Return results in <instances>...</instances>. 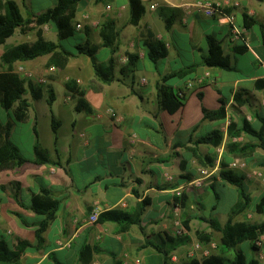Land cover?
<instances>
[{"label":"crops","instance_id":"0c3cea01","mask_svg":"<svg viewBox=\"0 0 264 264\" xmlns=\"http://www.w3.org/2000/svg\"><path fill=\"white\" fill-rule=\"evenodd\" d=\"M15 1L22 9L34 8L33 0ZM198 1L204 0H148L144 3L146 12L135 29L127 22L130 16L128 0H113L106 5L89 0L82 8L79 4L76 21H86L88 15L97 17V13L106 11V16L116 21L120 39L125 38L126 45L125 48L120 46L115 55L117 80L110 84L98 79L87 56H74L65 69L57 68L66 82L70 77L77 80L85 91V99L94 108L93 113L78 112L76 101L67 100L66 95H60L54 87L56 101L52 109L46 97L31 101L27 121L35 123L38 136L34 128L29 130L30 155L25 153L22 141L15 140L22 131L16 123L22 122H14L11 139L29 162L20 167L9 163L0 168V187L16 182L18 185L13 192L19 199H15L12 186L6 192L0 189V233L6 239L8 237L12 245L17 240L32 244L22 255L23 264H185L189 260L185 256L187 243L170 251L167 260L153 247L141 246L146 238L161 243L160 236H176L174 190L194 180L200 168L217 169L222 160L230 163L235 159L227 152L229 124L247 118L254 125L258 120L256 114L264 116V89L256 86L257 80L264 78V0H213L228 4L223 20L206 17L195 6ZM153 3L157 5L155 10L150 8ZM44 11L41 9L36 14ZM126 13L129 14L127 18ZM245 13L253 18L250 28L244 25ZM167 19L172 21L169 30ZM103 20H89L83 25L86 34L83 42L90 40L88 36L94 31L99 34ZM232 24L241 31L242 39L236 43L229 40ZM137 27H140L137 43L140 48L135 52L139 53L140 60L134 83L137 94H133L130 79L124 77L120 69L127 63L126 53L134 52L132 46L136 41L129 32ZM46 28L47 25L43 27L44 31ZM148 33L163 40L168 49L158 69L148 57L145 45ZM207 35L221 42L235 70L201 63L209 52ZM101 42L100 35L95 42L91 41L98 46ZM235 45H245L248 49L237 54L232 50ZM48 60L49 55L26 63L41 73L55 68L44 66H48ZM192 64H199L193 74L167 81L186 94L184 105L174 114L163 110L158 95L162 77ZM70 68L74 70L73 74L66 73ZM237 94L240 102L235 100ZM222 102L225 117H205L206 111L219 109ZM52 114L61 124L56 141ZM42 117L50 120L44 130L40 126ZM215 129L224 133L221 146L215 148L194 143ZM248 138L247 141H251ZM37 140L53 160H59L63 165L34 163ZM211 148H214L213 152ZM206 156L215 159L213 166L207 164ZM209 179L201 188L186 186L180 200L182 218L191 220V232L194 223L199 222L195 217L200 216L195 204L198 202L206 211L203 198L210 195L211 190L215 191L218 186L231 189L232 185L220 177ZM42 188L50 189L60 200V206L56 218L43 234L45 241L40 244L36 226H24L15 213L21 214L29 224L41 222L44 215L34 212L31 205L33 194ZM144 199L148 200V205L141 223L126 230H121L115 222L89 221L92 209L99 213L113 208L132 211ZM216 213L217 208L204 216H216ZM204 229L212 234V228ZM85 245L92 247V253L87 260H82L80 252ZM165 248L169 249V245L165 244Z\"/></svg>","mask_w":264,"mask_h":264},{"label":"trees","instance_id":"16d2710c","mask_svg":"<svg viewBox=\"0 0 264 264\" xmlns=\"http://www.w3.org/2000/svg\"><path fill=\"white\" fill-rule=\"evenodd\" d=\"M113 0H96V3L109 4ZM130 6L129 24L138 26L146 12V6L143 0H128ZM80 0H57L55 6L47 9L39 14H30L25 16L21 6L15 0H0V44H5L8 35L15 30L22 33H30L40 27L50 24L57 33L58 41L47 39L42 30H37V39L33 42H21L18 44H7L1 55V64L3 68L0 71V109L12 110L15 104L20 101L19 107L14 111V119L4 120L0 117V168L6 167L9 163L15 167H20L29 162V159L23 154L20 148L14 144L11 139V133L14 122H25L28 120L29 103L23 100L25 84H27L33 100H40L45 95L47 102L52 109L56 101V92L53 87H49L46 91L42 85L33 81L26 82L19 78L14 72V66L17 62H26L35 60L39 57L48 56V67H56L65 69L70 60L77 55H84L90 58L95 74L103 83L110 84L117 80L116 54L120 50L121 39L120 30L117 28L116 21L113 18H106L101 22L99 35L102 40L100 46L94 45L89 39L76 46L77 52H73L70 48L62 44V40L74 36L77 32L75 26L76 16L79 10ZM253 18L248 14H244V25L250 28ZM172 26L170 19L166 20V28L169 30ZM206 42L209 52L203 56L202 64L208 67H217L226 70H235L230 57L225 55L221 42L212 35L206 36ZM145 45L148 47V57L158 69L160 60L168 54L166 43L158 39L155 34L148 33L145 37ZM101 47H107L111 50L110 57L103 63L99 62L97 52ZM248 49L245 45H235L232 50L237 54H242ZM127 63L121 67L120 73L124 77H128L131 81V90L133 94H137L134 89L136 78L137 64L140 55L137 52H127ZM199 64L182 67L173 70L162 77V82L158 84L159 106L171 114L176 113L184 105L186 94L169 85L167 81L170 78H185L193 74ZM69 92L76 99V110L78 112L93 113L94 108L85 99V91L78 85L77 80H70L66 84ZM258 89H264V78L258 79L256 82ZM182 92V95L179 94ZM236 101H241L239 94L236 95ZM226 111L224 103L214 111H206L205 117L211 119H219L225 117ZM256 118L261 122L259 128L247 118L241 122L232 121L228 126L227 136V152L234 158L251 156L258 149L264 150V116L256 114ZM60 121L52 114V130L57 139L60 128ZM34 131L38 136L37 128ZM248 136L251 141L239 142L233 140L241 136ZM224 133L220 129H215L210 133L202 136L194 143L211 145L219 147L224 142ZM184 146V144H178ZM35 158L32 160L36 164L52 163L55 165H63L59 160H53L49 152L37 140L35 147ZM207 164L213 166L215 159L206 156ZM219 177L221 180L236 186L238 191V201L233 206L229 217L225 223H222L215 216H196L199 220L208 223L214 230L221 233V248L224 251L234 250L232 258L222 254H210L202 260L197 258L189 259L185 264H260L255 258H248L246 251L240 248L243 242L253 243L252 248L257 249L254 242L264 234V221L261 223H249L246 221H238L236 218L244 213L251 205L253 196L246 185V177L236 170L229 168V162L222 160L220 162ZM18 185V184H17ZM215 187V186H214ZM5 189V186L1 187ZM215 189V188H214ZM16 200L18 194L14 193ZM218 197V196H217ZM148 200L144 199L138 202L132 211L123 210L121 208H113L99 213L98 223L115 222L121 226V230L128 229L131 225H138L142 221ZM60 206V200L48 188H42L39 193L33 194L31 209L37 214L44 215V219L36 224H29L25 218L19 214L15 215L21 223L26 227L36 226V238L41 244L45 241L44 232L49 228L50 224L56 218V213ZM255 211L264 215V194L255 203ZM93 209L91 211V214ZM190 219H185L184 224L190 230ZM197 237L205 244L212 241V235L204 230L196 231ZM161 243H157L150 238H146L145 243L141 246L153 247L158 252L164 254L166 260L170 251L175 250L180 245L186 244L188 237L182 236H166L159 237ZM165 244L169 245V249L165 248ZM32 244L27 240H17L13 245L0 233V264H23L22 255L31 247ZM92 253V247L85 245L82 247L80 257L87 260ZM88 256V257H87ZM87 257V258H86Z\"/></svg>","mask_w":264,"mask_h":264},{"label":"rangeland","instance_id":"374dc122","mask_svg":"<svg viewBox=\"0 0 264 264\" xmlns=\"http://www.w3.org/2000/svg\"><path fill=\"white\" fill-rule=\"evenodd\" d=\"M89 0H82L79 4L80 7H84L85 4L88 2ZM148 0H143V2L145 3ZM57 3V0H33V7L34 8H25L23 7L22 11L24 13L25 16H29L31 13H38V11H40L41 9L43 10H47L53 6H55V4ZM154 4V3H153ZM108 11V9H107ZM106 11L102 12V13H97L98 15L92 16V15H88L85 20H81V21H76L75 20V26L77 28L78 24H82V28L81 29H77L80 32H77L74 36L69 37L67 39L62 40V44H64L65 46H67L68 48H70L73 52H77L76 46L80 43H83V38L85 37V26L90 20L94 21L96 19H106V18H111V17H107L106 16ZM128 13H126V18L128 17ZM127 22L129 23V20L127 19ZM47 28L44 31L42 26L39 29L42 30L43 35L49 39V40H53V41H58V37H57V33H53L56 32L54 30V28L50 25V24H46ZM132 29H135V27L133 25H131ZM37 29V30H39ZM37 30L31 31L30 33H22L19 30H15L13 33H11L10 35H8V37L6 38V42L5 44H0V71L3 68L2 64H1V55L2 52L4 50L5 45L7 44H18L21 42H33L37 39ZM82 31V32H81ZM90 31V30H89ZM94 34H90L88 37H90V40L95 42L97 40V38L99 37V34L97 31H94ZM131 34V38L134 39L136 42L134 43V46H132L134 52L135 51H139L140 46L137 44L138 41L140 40V27H137L136 30H130L129 32ZM183 45V42H181ZM126 45V41L125 38L121 39V47L125 48ZM111 55V50L107 47H102L99 51H98V59L100 63H103L106 61V59H108V57H110ZM84 56V55H83ZM47 57H45L44 59H42L43 61L46 60ZM77 59V58H76ZM46 68L48 66H46V64L44 65ZM43 67V68H45ZM74 70L73 69H68L66 71L67 74H73ZM14 72L18 74L19 78L25 80L26 82L28 81H33L37 84L42 85V87L44 88V90L46 91L49 87H54L55 89H57V92L60 95H66L67 100L70 101H76V99L74 98V96L72 95L71 92H69V90L67 89V82L70 80H76L72 77H70V79L66 82L65 81V76L61 73H59V70L55 67L54 69L49 70L48 72H39L35 67L28 65L26 62H17L15 63L14 66ZM28 72H33V77H28L26 74ZM65 73V72H64ZM44 78L45 80L43 82H41L39 79L40 78ZM176 80V79H174ZM173 81V80H172ZM44 97L47 96L45 95ZM43 97V98H44ZM23 100H26L29 103V107L27 109L28 111V117H29V112H31V101H33L30 91L28 89L27 84H25V91L23 94ZM20 105V101H18L14 108L12 110H4V109H0V117L3 118L4 120H12L14 119V111L19 107ZM115 114V112H114ZM113 114V115H114ZM50 123V120H48V118L46 117H42L40 119V126L41 128L44 130L46 128H48V125ZM67 122L64 121V126H66ZM17 127L22 128L21 135L17 134L15 136V140L18 141H22V145L24 148V151L27 155H30V153H32V147L30 146L29 143V139H28V134H29V130L33 129L35 126V123L31 120V121H26V122H22V123H16ZM254 126L259 128L261 126V122L256 120V122L254 123ZM27 132H26V131ZM229 140V138H228ZM234 140H240L245 142L247 140H249V138L247 136L242 137L241 139L238 138H234ZM214 151V148H211V152ZM239 159L245 160L248 163V167L247 169H236V172L239 174H243L246 177V185L247 188L249 189V191L251 192L252 196H253V200L252 203L250 205V207L242 214H240L236 220L238 221H246L249 223H261L264 221V215L259 214L255 211V203L258 201V199L264 194V185L260 183V181L255 178L254 176H250L251 172L254 169L257 168H264V150L262 149H258L255 153H253L251 156H247V157H240ZM207 167H202L199 169V174L197 177L200 176L201 174V170L205 169ZM209 169V168H208ZM212 169V168H211ZM219 172H220V164H219V168L218 171L212 175L210 177L209 180H215V178L219 177ZM196 177V178H197ZM188 182H185L184 184H182V186H184L185 184H187ZM5 186V189H2L0 187V189L2 191H8L9 188L12 186V192L14 191V187L17 186V183L14 182L11 184V186L9 185H3ZM187 186V185H186ZM204 186V185H203ZM202 186V187H203ZM194 187V186H193ZM194 188H201V187H194ZM230 190H227L226 188L223 187H216V194L215 195V191L211 190L210 195H207L206 197L203 198V203H204V207L206 209V211L204 209H202L198 202H194L196 203V209L198 210V213L200 214V216H204V214H208L210 212H212L214 209L216 210L217 208V213H216V218L218 220H220L222 223H225L229 217V214L233 208V206L235 205V203L238 201V191L237 188L234 187L233 185L230 187ZM186 188L183 189L182 191V195L181 196H176L175 193V197H176V201L174 203V207H175V211L176 213H178V215H176V219L180 218L183 222L184 219L182 218L181 215V203L180 200L181 198L184 196V192ZM14 193V192H13ZM218 196V197H217ZM178 207V210H176V208ZM211 216V215H210ZM197 218V217H195ZM175 219V220H176ZM198 219V218H197ZM199 222H195L194 223V229L191 232L189 230V232L187 233V237L189 238V240L187 241L186 244V253L185 256L187 259H191V258H197L202 260L204 257L209 256L210 254H222L225 255L227 257L232 258L234 256V250H227L224 251L221 248V233H219V231L214 230L208 223L203 222L201 220H198ZM212 228V241L209 244H205L203 243L196 235V230H204L206 231L204 228ZM185 237V236H182ZM7 239H9L7 237ZM10 240V239H9ZM261 240L262 244H258L257 241ZM197 243H200L203 246V250H198L195 251V245ZM253 243L251 242H243L240 245V248L244 249L248 255V258H252L255 257L260 264H264V234H262L259 239H257L254 242V245L256 246L257 249L252 248ZM205 250V251H204ZM208 250V253L206 254V251Z\"/></svg>","mask_w":264,"mask_h":264},{"label":"built area","instance_id":"2783aa9c","mask_svg":"<svg viewBox=\"0 0 264 264\" xmlns=\"http://www.w3.org/2000/svg\"><path fill=\"white\" fill-rule=\"evenodd\" d=\"M195 6L206 16V17H211V18H218L220 20H223L226 17V10L228 7L227 3H224L222 1H213V0H204V1H198L195 3ZM157 7L156 3L152 4L150 6L151 9L155 10ZM82 25L78 24L77 29H81ZM241 31L239 28H237L235 25L232 24V29H231V34L229 36V40L231 43H236L237 41L241 40ZM128 61V58H126ZM28 77H33V72H28L26 74ZM41 82H43L45 79L42 77L39 79ZM180 95H182V92H179ZM248 163L245 160L235 158L229 163V168L236 170V169H247ZM218 171V168H212V169H202L201 174L199 177L195 178L191 182H188L184 186L177 188L174 190L176 193V196H181L182 191L184 188L187 186H194V187H202L204 185V182L207 178H210L212 175H214ZM250 176H254L257 178L261 184L264 185V168H257L254 169L251 172ZM178 210V207L176 208ZM178 215V213H177ZM98 216H99V211L98 210H93L92 214L89 217L90 222H97L98 221ZM175 226H176V231L175 234L176 236H186L189 230L186 228L184 222L180 219L177 218L175 220ZM258 244H262L261 240L257 241ZM195 251L198 250H203V246L200 243H197L195 245ZM205 251V250H204ZM208 253V250L206 251V254Z\"/></svg>","mask_w":264,"mask_h":264}]
</instances>
